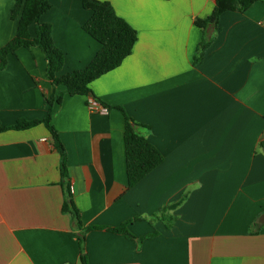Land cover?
<instances>
[{
	"label": "crops",
	"instance_id": "obj_1",
	"mask_svg": "<svg viewBox=\"0 0 264 264\" xmlns=\"http://www.w3.org/2000/svg\"><path fill=\"white\" fill-rule=\"evenodd\" d=\"M48 1L40 21L64 53L60 73L85 67L100 48L82 29L92 11L82 0ZM100 1L134 28L136 41L90 88L145 125L163 161L126 189L122 113L93 108L90 97L63 93V85L53 89L37 46L17 48L0 69V125L43 118L46 99L63 93L50 123L66 150L83 225L140 217L127 224L135 240L88 231V264H264V223L248 232L264 213V0L221 13L197 65L202 31L193 20L208 16L214 0ZM14 4L0 0V48L16 33ZM28 31L35 36L34 24ZM62 202L59 152L45 125L0 131V264H78Z\"/></svg>",
	"mask_w": 264,
	"mask_h": 264
},
{
	"label": "trees",
	"instance_id": "obj_2",
	"mask_svg": "<svg viewBox=\"0 0 264 264\" xmlns=\"http://www.w3.org/2000/svg\"><path fill=\"white\" fill-rule=\"evenodd\" d=\"M256 1L260 0H214L212 11L208 16L205 18H194L193 24L202 31L201 40L196 45L194 53V65H197L201 61L206 48L212 42L213 33L210 34L207 30L217 28L220 14L225 11L243 13ZM82 6L92 11L90 18L83 24L82 29L100 44V48L85 67L60 73L64 63V53L53 42L51 25L40 21L41 15L51 7L48 0H15L10 15L12 18H18L17 29L15 35L0 48V69L5 66L7 55L13 54L17 48L37 46L45 55V71L53 89L59 85H63L65 87L63 93L69 95H86L96 100L102 107L108 110L114 109L120 111L124 117L123 142L127 177L126 189H129L158 166L163 161V155L147 140L144 132L146 129L145 125L134 121L127 115L123 107L112 106L100 100L91 90L90 83L102 74L120 65L122 60L130 54L132 46L136 41V31L115 13L108 1L82 0ZM30 24H34V37L28 31ZM63 93H58L55 97L52 93L50 98L46 99L47 112L43 118L31 120L20 118L12 125H0V131L7 129H26L42 123L51 133L54 144L59 152L60 186L63 191L61 210L69 214L72 228L78 239V264H88L84 247L85 234L88 231L93 229H106L135 240L136 237L128 230L127 224L133 219H140V217L126 220L118 226L83 225L80 211L75 206L70 192L66 150L59 138L57 130L50 123L53 103H61ZM258 147H263V144L261 142L258 143ZM179 202L175 201L165 208L173 209ZM160 218L161 216L159 214H153L151 216V219ZM262 225L255 220L249 226L248 232L258 233ZM153 235H156V232L148 234L147 236Z\"/></svg>",
	"mask_w": 264,
	"mask_h": 264
},
{
	"label": "built area",
	"instance_id": "obj_3",
	"mask_svg": "<svg viewBox=\"0 0 264 264\" xmlns=\"http://www.w3.org/2000/svg\"><path fill=\"white\" fill-rule=\"evenodd\" d=\"M90 106L93 108H103L96 100L90 99Z\"/></svg>",
	"mask_w": 264,
	"mask_h": 264
},
{
	"label": "water",
	"instance_id": "obj_4",
	"mask_svg": "<svg viewBox=\"0 0 264 264\" xmlns=\"http://www.w3.org/2000/svg\"><path fill=\"white\" fill-rule=\"evenodd\" d=\"M258 220L260 223H264V213L259 216Z\"/></svg>",
	"mask_w": 264,
	"mask_h": 264
}]
</instances>
